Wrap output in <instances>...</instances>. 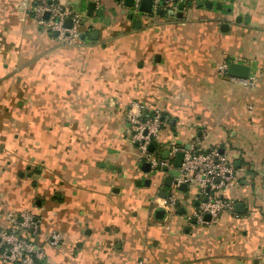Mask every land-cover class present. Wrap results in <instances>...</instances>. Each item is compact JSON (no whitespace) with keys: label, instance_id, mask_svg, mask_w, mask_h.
<instances>
[{"label":"crops","instance_id":"crops-1","mask_svg":"<svg viewBox=\"0 0 264 264\" xmlns=\"http://www.w3.org/2000/svg\"><path fill=\"white\" fill-rule=\"evenodd\" d=\"M38 1L0 0V227L32 213L39 230L22 236L42 250L37 264H264V0L150 13L57 0L80 16L70 45L36 23ZM222 62L247 66L255 87L220 76ZM136 106L163 116L149 152L168 168L131 142ZM195 144L242 172L217 193L235 205L213 224L196 220L194 188L166 185L173 148Z\"/></svg>","mask_w":264,"mask_h":264},{"label":"built area","instance_id":"built-area-1","mask_svg":"<svg viewBox=\"0 0 264 264\" xmlns=\"http://www.w3.org/2000/svg\"><path fill=\"white\" fill-rule=\"evenodd\" d=\"M140 1L132 0L130 9L133 13H140ZM183 0H152L151 10H172ZM32 16L36 23L47 29L56 38L67 45L76 42L79 37L80 16L71 14L57 0H39L32 9ZM70 19L71 25H65L66 19ZM228 62H222L217 66L220 76L227 74ZM229 80L244 88L255 87V77L236 78L228 76ZM129 136L132 143L143 160L149 163L152 169L168 168V161L161 160L152 155L148 148L155 144L159 138V132L163 124L162 115L155 111L147 113L142 106H136L134 110L127 112ZM175 153L183 154L180 167L177 169L179 176L175 178V185H189L198 194L200 202L194 212L196 220L202 224H213L221 214L232 212L235 202L217 196L218 192L232 186L242 172L233 167L220 148L217 146L201 148L199 145H191L188 149L176 148ZM264 171V168H263ZM163 207L176 205L175 198L169 196L161 202ZM209 220L205 221V217ZM11 226L7 229L0 227V261L4 264H37L44 258L42 250L34 243L22 236L26 230L37 233L40 221L29 212L10 215ZM50 246L57 247L61 243V236L57 232H51L47 237ZM139 264H143L140 262Z\"/></svg>","mask_w":264,"mask_h":264},{"label":"water","instance_id":"water-1","mask_svg":"<svg viewBox=\"0 0 264 264\" xmlns=\"http://www.w3.org/2000/svg\"><path fill=\"white\" fill-rule=\"evenodd\" d=\"M116 1H119V0H116ZM194 0H191L189 2H187L185 5L184 4H180L179 5V9H183L184 6H187V7H191L194 5L193 3ZM205 4V6L207 8H212L213 6V3H212V0H208L206 3H204L203 0H198L197 3H196V6H203ZM124 5L125 6H131L132 5V0H124ZM151 5H152V0H141L140 1V11L144 12V13H150L151 12ZM217 6L216 9L217 10H222V5L220 3L216 4ZM95 6H96V2H89L88 5H87V9H88V14L89 16H92V14L94 13V9H95ZM98 13V14H97ZM95 16L97 17H101L102 16V12H97ZM171 15H172V12H170ZM160 14V12H159ZM65 25L67 27L70 26V20H66L65 22ZM227 74L228 76H231V77H236V78H247L249 76V68L247 66H244V65H241V64H237V63H231L228 65V68H227ZM149 151H153L154 150V145L151 144L149 146ZM167 155V152H164L162 157L165 158ZM182 158H183V154L181 152H178L175 156V161H174V168H179L180 165H181V162H182ZM147 166V164H146ZM165 170V169H163ZM179 176V172L177 170H173L170 172V177L167 178V181H166V185L167 186H171V183L174 182L173 178H176ZM181 189H183V191L185 190V186L184 184L181 185ZM166 196V194L163 192V198ZM237 207V206H236ZM164 214V211L163 210H157L155 215L158 217V216H161ZM208 219V217H207Z\"/></svg>","mask_w":264,"mask_h":264},{"label":"rangeland","instance_id":"rangeland-1","mask_svg":"<svg viewBox=\"0 0 264 264\" xmlns=\"http://www.w3.org/2000/svg\"><path fill=\"white\" fill-rule=\"evenodd\" d=\"M131 10V9H130ZM129 11V10H128ZM132 11V10H131Z\"/></svg>","mask_w":264,"mask_h":264},{"label":"trees","instance_id":"trees-1","mask_svg":"<svg viewBox=\"0 0 264 264\" xmlns=\"http://www.w3.org/2000/svg\"><path fill=\"white\" fill-rule=\"evenodd\" d=\"M163 117V116H162Z\"/></svg>","mask_w":264,"mask_h":264}]
</instances>
